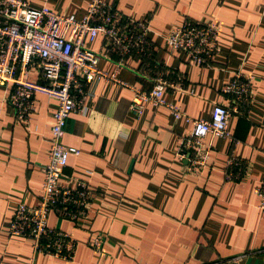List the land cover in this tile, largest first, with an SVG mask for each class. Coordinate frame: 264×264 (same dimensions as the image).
<instances>
[{
  "label": "crops",
  "instance_id": "crops-1",
  "mask_svg": "<svg viewBox=\"0 0 264 264\" xmlns=\"http://www.w3.org/2000/svg\"><path fill=\"white\" fill-rule=\"evenodd\" d=\"M24 1L78 19L89 4ZM106 1L126 15L149 20L156 44L153 63L128 57L119 68L117 53L112 52V60L101 58L99 67L116 73L124 85L99 80L88 87V112L71 115L65 128V146L79 153L70 155L63 176L65 184L83 180L99 194L89 216L77 225L56 213L49 217L51 228L76 239L74 261L39 255L36 264H264V211L255 194L264 179V0ZM186 19L220 25V52L211 67L193 66L184 53L167 46L166 35ZM102 46L98 37L91 48L102 52ZM163 65L168 81L184 78V89L167 88L163 99L196 120L210 119L216 104H229L221 90L234 72L242 69L254 78V101L230 119L238 144L209 136L210 165L199 177L187 174V161L180 157L191 122L176 120L166 106L146 103L139 117L131 111L132 87L151 90ZM29 77L39 79L35 71ZM10 91L0 85V264H28L32 241L10 237L8 231L18 204L40 203L58 104L36 94L30 123L20 124L8 102ZM232 150L251 165L238 182L225 180ZM99 233L105 237L101 255L90 248L91 236Z\"/></svg>",
  "mask_w": 264,
  "mask_h": 264
},
{
  "label": "built area",
  "instance_id": "built-area-1",
  "mask_svg": "<svg viewBox=\"0 0 264 264\" xmlns=\"http://www.w3.org/2000/svg\"><path fill=\"white\" fill-rule=\"evenodd\" d=\"M220 25L214 22L187 19L173 28L165 37L167 46L184 53L193 66L211 67L220 52ZM147 19L124 14L115 4L106 0H89L83 19L54 11L46 5L36 7L24 0H0V85L11 87L8 102L18 123L27 125L36 111V94H45L57 101L51 127L49 163L43 167L44 181L40 203L29 207L16 206L8 231L10 237L32 241L33 257L28 264H36L39 255H51L66 263L74 261L78 243L70 233L49 226V217L56 213L62 220L75 225L90 213L96 192L83 180L73 185L63 182L69 157L78 154L65 146V128L71 115L87 113L88 87L99 80L124 85L116 73L110 75L99 67L101 58H112L117 53L119 68L125 59L134 57L143 63H153L156 44L150 38ZM103 38L102 52L91 46ZM35 71L39 79H30ZM151 90L132 87L134 96L131 111L138 117L146 103L168 107L176 120L186 118L192 123V132L184 136L180 157L187 161V174L199 177L209 168L213 147L209 136L227 139L232 147L238 144L230 129L233 114L247 111L255 99L254 78L242 69L234 72L221 92L229 104L213 106L210 119H192L179 106L166 103L163 94L167 88L184 89V78L168 81L169 72L163 65ZM232 150L226 160L225 180L238 182L250 173L248 161ZM259 207L264 211V179L255 188ZM105 237L93 234L90 248L101 255ZM258 253V252H257ZM256 253V254H257ZM248 254L229 259L235 262ZM218 264V263H215Z\"/></svg>",
  "mask_w": 264,
  "mask_h": 264
},
{
  "label": "trees",
  "instance_id": "trees-1",
  "mask_svg": "<svg viewBox=\"0 0 264 264\" xmlns=\"http://www.w3.org/2000/svg\"><path fill=\"white\" fill-rule=\"evenodd\" d=\"M186 20H187V19H186ZM225 171H226V167H225ZM96 194H99V193L96 192ZM101 196H102V194H101Z\"/></svg>",
  "mask_w": 264,
  "mask_h": 264
}]
</instances>
